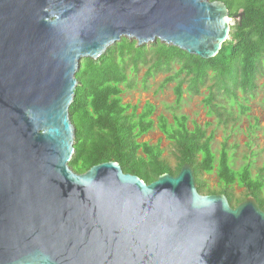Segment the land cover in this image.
<instances>
[{"label": "water", "instance_id": "1", "mask_svg": "<svg viewBox=\"0 0 264 264\" xmlns=\"http://www.w3.org/2000/svg\"><path fill=\"white\" fill-rule=\"evenodd\" d=\"M233 18L223 0H0V264H264L255 196L200 192L187 162L149 182L69 164L83 57L127 36L209 58Z\"/></svg>", "mask_w": 264, "mask_h": 264}, {"label": "trees", "instance_id": "2", "mask_svg": "<svg viewBox=\"0 0 264 264\" xmlns=\"http://www.w3.org/2000/svg\"><path fill=\"white\" fill-rule=\"evenodd\" d=\"M223 1L234 21L215 56L203 58L160 39L138 45L137 39L123 36L99 57L82 58L70 105L76 137L69 164L74 170L83 172L94 164L116 160L124 171L149 182L163 172L177 174L187 162L194 169L200 192L225 193L232 205L253 195L264 208L263 167L256 174L249 162L235 167L226 145L218 155L212 145L214 133L196 120L190 127L185 113L173 112L171 118L160 113L155 119L153 102L146 101L140 108L124 100L134 84L133 75L142 66H146L144 82L159 72L167 73L161 88L175 82V108L180 106L185 91L197 94L205 86L203 102L208 112L216 113L221 120L225 110L222 99L233 105L240 102V91L256 89L264 74V0ZM155 124L174 144L175 165L164 156L160 142L140 140ZM206 174L215 175V185ZM236 186L244 190L242 199L235 196Z\"/></svg>", "mask_w": 264, "mask_h": 264}, {"label": "rangeland", "instance_id": "3", "mask_svg": "<svg viewBox=\"0 0 264 264\" xmlns=\"http://www.w3.org/2000/svg\"><path fill=\"white\" fill-rule=\"evenodd\" d=\"M234 21V18L231 22ZM146 66H142L134 74V84L125 94L124 100L137 103L141 108L146 101H151L156 105L153 118L156 119L160 113H165L170 118L173 112L185 113L189 116V125L193 127V120L207 127L208 132L214 133L213 150L219 155L225 144L235 167L243 163H251L253 174L259 168H264V74L258 79L257 88L248 92H239L241 99L231 105L227 98L222 99L224 105V115L222 120L216 113H209L203 102L207 93L204 86L200 93L190 94L184 92V98L178 107H174L175 93L173 86L175 82L168 83L165 87H160V82L167 74L159 72L150 76L145 82L143 75ZM139 108V109H140ZM92 111V108H90ZM207 124V125H206ZM142 141L160 142L164 148V156L172 163H177L174 144L165 137L157 124L140 137ZM210 184L216 183L214 174H206ZM235 196L244 197V190L235 187ZM264 194V189H263ZM238 203L235 202V205Z\"/></svg>", "mask_w": 264, "mask_h": 264}]
</instances>
